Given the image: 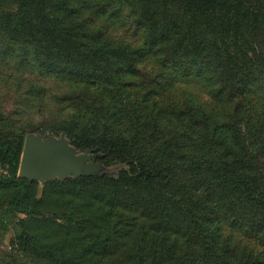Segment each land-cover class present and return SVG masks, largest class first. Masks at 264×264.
Masks as SVG:
<instances>
[{
    "label": "trees",
    "instance_id": "1",
    "mask_svg": "<svg viewBox=\"0 0 264 264\" xmlns=\"http://www.w3.org/2000/svg\"><path fill=\"white\" fill-rule=\"evenodd\" d=\"M16 1L0 33L73 87L60 132L123 166L118 178L52 183L80 199L82 223L45 221L57 228L44 243L37 184L18 177L24 138L0 142V187L27 217L18 248L53 264H264V0H128L144 27L138 47L80 28L65 1Z\"/></svg>",
    "mask_w": 264,
    "mask_h": 264
},
{
    "label": "rangeland",
    "instance_id": "2",
    "mask_svg": "<svg viewBox=\"0 0 264 264\" xmlns=\"http://www.w3.org/2000/svg\"><path fill=\"white\" fill-rule=\"evenodd\" d=\"M61 1L68 3V12H66L68 20L75 21L80 28L102 33L103 37L113 45L129 47L141 45L144 27L139 20L138 7L130 1ZM16 6V0H0V14L15 12ZM32 51V46L12 44L4 39L3 33H0V142L14 140L16 137H23L24 143L27 139H40L48 143L51 139L58 143L67 142L70 152L77 156L86 154L90 150H78L66 134L59 130L60 121L71 115L62 99L70 92L73 93V87L61 83L54 75L38 69L32 60ZM148 68V64L142 60L138 67L139 73L144 75L148 72ZM178 87L192 94L205 106L210 104L208 95L200 83L183 81ZM88 153L93 155L88 164L99 168L98 175L119 177L123 166L105 167L102 163L104 157L101 154ZM7 176H9L8 167L0 162V180ZM68 179L77 178L65 176L60 179L54 176L44 181L24 179L28 183L37 184L35 197L41 204L38 205L37 210L41 217H37L38 223L34 225L33 233L41 242H47L49 233L57 228L46 225L45 221H53L64 227H69L71 223L73 227L82 223L75 204L80 199L69 193V190L58 194L57 188L51 186L52 183H64ZM14 198L15 195L10 187H0V264H53L18 248L15 240L19 231V222L27 220V217L16 211ZM77 235L78 231L74 232L72 237ZM122 250L123 248L120 247L116 254L117 259L121 256Z\"/></svg>",
    "mask_w": 264,
    "mask_h": 264
},
{
    "label": "water",
    "instance_id": "3",
    "mask_svg": "<svg viewBox=\"0 0 264 264\" xmlns=\"http://www.w3.org/2000/svg\"><path fill=\"white\" fill-rule=\"evenodd\" d=\"M93 152V151H88ZM75 155L70 152L69 144L65 141L56 142L49 139L48 143L40 139H27L24 143L19 168V177L29 181H44L56 176L74 178L98 175L99 168L88 164L93 155Z\"/></svg>",
    "mask_w": 264,
    "mask_h": 264
}]
</instances>
